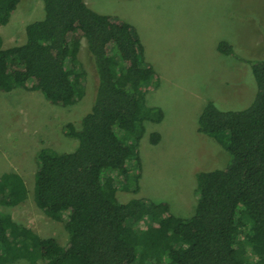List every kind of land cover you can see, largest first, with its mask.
I'll use <instances>...</instances> for the list:
<instances>
[{
    "label": "trees",
    "instance_id": "16d2710c",
    "mask_svg": "<svg viewBox=\"0 0 264 264\" xmlns=\"http://www.w3.org/2000/svg\"><path fill=\"white\" fill-rule=\"evenodd\" d=\"M21 1L0 0V24L9 22ZM44 2L45 16L26 26L25 43L4 48L0 34V91L21 86L40 90L54 105L74 103L85 38L97 76L95 98L81 121L65 126L79 141L75 150L43 148L38 154L34 201L54 219L66 214L68 243L43 237L0 209V264L19 259L29 264H264L263 41L261 50L251 49L253 59L245 60L257 83L252 103L224 110L209 101L197 119L198 132L223 145L231 161L197 173L196 210L183 218L165 202L135 197L120 202L114 177L105 175L113 169L128 180L129 161L140 164L145 121L164 119L162 109L145 103L143 89L155 72L144 64L132 25L95 11L86 0ZM262 21L255 27L264 36ZM218 49L238 55L225 40ZM158 139L154 133L153 142ZM0 195V206L24 202L25 179L13 170L1 174ZM149 216L142 231L129 222ZM242 228L247 232L240 238Z\"/></svg>",
    "mask_w": 264,
    "mask_h": 264
},
{
    "label": "rangeland",
    "instance_id": "374dc122",
    "mask_svg": "<svg viewBox=\"0 0 264 264\" xmlns=\"http://www.w3.org/2000/svg\"><path fill=\"white\" fill-rule=\"evenodd\" d=\"M97 12L127 21L144 50V64L155 75L144 86L147 106L163 110L164 119L145 121L139 142L140 164L129 161L128 180L113 169L120 202L132 198L168 203L172 213L191 217L198 202L197 173L225 168L231 161L227 149L213 137L198 132V118L209 101L224 110H239L252 101L256 79L245 60L250 51L261 50L264 0H86ZM45 16L44 0H22L7 24H0L4 48L25 43L26 26ZM231 43L238 55H226L218 44ZM82 39L80 94L67 106L54 105L40 90L18 86L0 91V175L16 171L26 181L29 195L17 206L2 211L39 233L54 237L62 245L69 241L65 217L54 219L34 201L38 154L43 148L73 151L79 144L66 134L68 122L81 121L94 103L97 76ZM253 99H252V98ZM252 99V100H251ZM251 101V102H250ZM120 132L119 129H117ZM159 139L153 142V134ZM1 198V195H0ZM130 224L144 230L151 218ZM240 238L246 234L241 229ZM253 261V259L251 260ZM9 264H29L19 259ZM37 264H46L42 260Z\"/></svg>",
    "mask_w": 264,
    "mask_h": 264
}]
</instances>
